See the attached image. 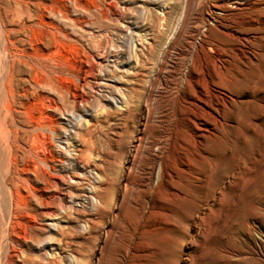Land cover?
I'll return each instance as SVG.
<instances>
[{"label": "rangeland", "instance_id": "rangeland-1", "mask_svg": "<svg viewBox=\"0 0 264 264\" xmlns=\"http://www.w3.org/2000/svg\"><path fill=\"white\" fill-rule=\"evenodd\" d=\"M0 264H264V0H0Z\"/></svg>", "mask_w": 264, "mask_h": 264}, {"label": "bare ground", "instance_id": "bare-ground-1", "mask_svg": "<svg viewBox=\"0 0 264 264\" xmlns=\"http://www.w3.org/2000/svg\"><path fill=\"white\" fill-rule=\"evenodd\" d=\"M14 65V64H13ZM200 98V97H199Z\"/></svg>", "mask_w": 264, "mask_h": 264}]
</instances>
